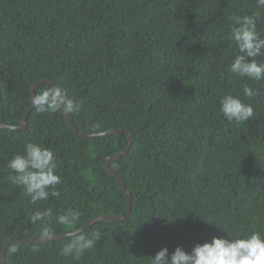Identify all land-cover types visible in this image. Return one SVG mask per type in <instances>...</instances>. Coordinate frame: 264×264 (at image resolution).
Returning <instances> with one entry per match:
<instances>
[{"label": "trees", "instance_id": "obj_1", "mask_svg": "<svg viewBox=\"0 0 264 264\" xmlns=\"http://www.w3.org/2000/svg\"><path fill=\"white\" fill-rule=\"evenodd\" d=\"M257 11L264 37L256 0H0V122L18 125L31 87L51 80L80 102L79 112H67L79 133L131 135L127 153L110 162L131 194V214L77 233L95 240L78 260L60 254L70 235L9 242L6 264H150L164 247L190 253L213 237L264 236V80L228 71L238 54L228 39L231 17ZM244 84L257 94L245 98ZM228 94L253 106L251 121L224 117ZM26 123L0 127V243L40 237L41 222L31 218L45 208L53 235L126 215L127 197L104 165L128 148L126 132L81 138L61 110L35 106ZM25 141L54 152L59 196L32 204L8 179ZM69 210L81 212L79 221L58 224Z\"/></svg>", "mask_w": 264, "mask_h": 264}, {"label": "clouds", "instance_id": "obj_2", "mask_svg": "<svg viewBox=\"0 0 264 264\" xmlns=\"http://www.w3.org/2000/svg\"><path fill=\"white\" fill-rule=\"evenodd\" d=\"M256 6L258 9H264V0H256ZM260 19V11L252 15L231 17L228 39L238 49V54L229 64L228 71L248 81L264 80V62L258 59L264 57V37L257 31V22ZM242 92L245 98L257 94L248 84L243 85ZM32 103L40 113H56L61 109L65 112H79L81 109L80 102L70 98L59 87H52L34 96ZM220 105L224 117L238 125L251 121L254 116L251 104L244 103L239 97L231 94L223 96ZM99 127V124L93 125L94 130ZM7 167L13 173L8 179L31 198L32 204L47 200L50 196H59L56 187L62 181L57 174V158L50 148L25 141L23 153L10 159ZM52 216L51 208L35 211L32 215V223L41 222V239L53 238V229L47 222ZM80 217L79 210H69L58 215L56 222L60 225H70L79 221ZM94 245V239L72 234L60 254L78 260ZM11 251L15 252L16 249L12 248ZM150 264H264V236L253 232L246 238L213 237L210 242L197 244L190 253L180 246L171 253L164 247L151 257Z\"/></svg>", "mask_w": 264, "mask_h": 264}, {"label": "water", "instance_id": "obj_3", "mask_svg": "<svg viewBox=\"0 0 264 264\" xmlns=\"http://www.w3.org/2000/svg\"><path fill=\"white\" fill-rule=\"evenodd\" d=\"M0 26H1V21H0ZM43 84H49V85H52L53 87H59V85L57 83H55V82H53L51 80H44L42 82L34 84L31 87L32 97H31V103H30L29 109L26 112L25 116L22 118L21 122L18 125H16V126L5 125V124L0 122V127L7 128V129H12V130L25 129L27 127V123H26L27 118L29 117V114L31 113L32 109L34 108V105L32 103V99H33L34 96H36L35 95V90H36V88H38L39 86H41ZM61 112H62L63 117L67 121V123L70 125V127L74 131V133L77 134L81 138H94V137L111 136V135L119 134L121 132H126L128 134V138H129V146H128V148L125 151H121V152H118V153L114 154L110 158L104 159V165L117 178V180L119 181V183H120V185H121V187H122V189H123V191H124V193H125V195L127 197V213H126V215H122V216H101V217L94 218L89 223H87L81 229H79L77 231L69 232V233H61V234H58V235H53V238H51V239H41V237H38V238L20 240V239H17V238H11V239H8L6 241H3V242L0 243V257H1V263L2 264H6L4 248H5V245L7 243H9V242H21V243H26V244L44 243V242H48V241H51V240H54V239H57V238L67 237V236H70L72 234L80 233V232L86 230L87 228L91 227L92 225H94L95 223H97V222H99L101 220L110 219V220H118L119 221V220H123V219L127 218L131 214V209H132V197H131V194L129 193V191L127 189V186L125 185L124 180L110 166V162L111 161L122 157L130 149V146H131V135H130V133L127 130H125V129H120V130H110V131H107V132L97 133V134H93V135L81 134V133L78 132L77 127L70 120L67 112H65L63 109H61Z\"/></svg>", "mask_w": 264, "mask_h": 264}]
</instances>
